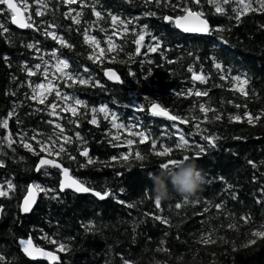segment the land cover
I'll use <instances>...</instances> for the list:
<instances>
[{"label":"trees","instance_id":"16d2710c","mask_svg":"<svg viewBox=\"0 0 264 264\" xmlns=\"http://www.w3.org/2000/svg\"><path fill=\"white\" fill-rule=\"evenodd\" d=\"M27 2L31 5L28 13L35 24L26 30L15 27L11 13L6 6L0 5L5 9L0 14V23L8 29L7 32L0 31V121L8 120L7 129L0 127V161H3L0 184L11 181L15 185L8 197H0V208L3 209L0 212V256L4 257L0 264H49L32 261L22 253L20 241L29 237L38 246L57 251L60 262L56 264H122L123 261L128 264H155L157 261L159 264H264V237L252 235L264 225V200L260 193L264 184V163H261L264 162V116L256 125H250L246 120L228 119L234 115L243 117L246 112L264 113V13L250 12L237 21L232 11L235 3L225 6L227 14L220 15L208 0H201L200 5L190 6L204 12L211 28L224 30L194 35L177 30L174 23L163 19L164 16L175 18L182 14L165 6L163 0L160 4L155 0L150 3L146 0H77L73 4L66 0H46L48 7L43 16L36 15L39 6L35 0ZM82 3L88 6L82 7ZM92 4L103 14V19L97 21ZM72 9L75 10L71 12L73 17L78 12L83 13L80 24L66 15ZM148 12L156 15H146ZM108 13L132 21L127 34L114 37L116 43L122 45V51H107V35L113 31ZM51 24L57 27H48ZM145 25V40L137 54L134 33L145 32ZM45 29L56 32L71 47L62 46L45 35ZM85 29L100 40L101 48L105 49L102 58L89 59L93 49L84 40ZM152 37L161 44L154 53L147 51L156 43ZM29 44H36L39 51L27 47ZM53 51L60 59L68 61L70 68L67 71L79 73L90 81L87 85L76 83L67 87L63 80H54L62 92L87 105V108L79 109L81 115L78 117L61 113L63 119L58 120L50 116L47 104L58 102L53 95L48 96L44 105L30 99L35 85L47 81L41 72L29 76L25 65L31 69L35 64H41L43 71L44 61H48L49 79H53L51 73L55 68L52 65L56 62L51 55ZM96 53H99L98 49ZM216 63L222 64L225 70H218ZM108 68H114L120 74L121 84L106 78ZM189 68L196 74L205 75L208 82L194 81ZM235 76L248 80L244 86L247 96L235 90V82L231 79ZM188 89L193 92L207 90L209 95L178 94ZM152 102L174 115L197 116L201 120L203 114L199 105L205 103L217 109L222 119L201 123L202 131L197 132L191 119L186 124H179L152 115L149 111ZM237 104L239 108L235 106ZM102 106H107L109 118L105 119L104 113L98 112L97 124L89 123L93 115L89 110ZM141 106L143 111L138 110ZM111 114L118 117L117 123H124L128 128L136 125L133 131L150 133L149 139L140 143L138 137L120 130L121 139L113 140L117 129L112 128ZM208 116L211 119L213 113L209 112ZM69 119H78L79 127L69 123ZM49 120L61 123L65 134L72 136L74 141L75 132L86 141L83 145L79 141L65 145L68 154L75 159L70 160L65 155L57 158L63 167L68 168L73 177L86 182L87 187L101 192L109 190L114 196L101 200L69 188L59 191L63 181L60 169L46 167L36 171L39 159L47 154L34 155L22 146L21 139L39 152V145L30 138L39 133L37 140L45 141L54 131ZM174 123L193 145L188 151L175 149L179 132L173 127ZM8 133L15 140L11 146L7 142ZM208 135L219 137L215 147L203 139ZM127 139L137 142L129 147L124 142ZM152 139L156 140L158 149L163 144L172 146L174 151L168 157L155 155L150 147ZM195 144L205 147V152L198 158H192L193 152L198 151ZM84 148L95 161L93 164H87L88 158L79 154ZM136 151L144 156L143 160L133 158ZM128 153L132 155L127 162L112 160L114 156L119 158ZM185 155L204 170L206 183L203 189L179 209L175 205L182 202L183 197L175 194L173 199L162 203V211L155 209L149 173H158L162 163L170 159L182 160ZM249 160L255 162L258 169L253 168ZM33 184L55 191L48 195L40 193L34 211L26 215L21 204ZM54 195L55 199L52 198ZM197 200L203 203H196ZM257 200L261 202L257 203ZM128 203L135 206L129 208ZM215 204H223V207L217 209ZM205 206L209 211L201 214ZM156 214L167 218L169 223L162 224L153 219ZM248 216L250 221L245 219ZM229 223L238 226L232 229L228 227ZM135 224L139 226L133 230ZM209 232L214 243L200 242V238ZM60 243L68 250L60 252ZM160 248L167 251H158Z\"/></svg>","mask_w":264,"mask_h":264},{"label":"snow or ice","instance_id":"6c2138e0","mask_svg":"<svg viewBox=\"0 0 264 264\" xmlns=\"http://www.w3.org/2000/svg\"><path fill=\"white\" fill-rule=\"evenodd\" d=\"M77 0H66V3L73 4L76 3ZM147 3L152 2V0H146ZM157 4H160L162 0H155ZM35 3L39 6L36 12L37 16H43L45 15V10L47 9L48 5L46 0H35ZM201 0H175V3L172 2V0H163V4L167 7H170L173 11H179L180 15L175 16H164L163 19L174 23L176 27L182 28L185 32H196V33H205V34H211L213 31H223L224 29H214L211 28L208 24V21L206 19H203L204 12L202 10H193V8L190 6V4L200 5ZM208 3L214 5L215 12L220 15H226L227 9L225 6L229 5L230 3H235L236 7L232 9L234 15V19L237 21H240L241 17L250 13V12H260L264 13V0H208ZM0 5L6 6V10L11 13V21L12 23L18 24L19 27L22 28H31L34 26L35 21L32 19L31 13H28V9L31 7V5L28 4L27 0H20L19 3L14 2V0H0ZM82 7L88 6L85 3H82ZM92 10L94 12V15L97 18V21L104 18L103 14L100 11H96L95 4L91 5ZM23 9L24 12L28 13L26 17H21V10ZM5 11L4 8H0V14H2ZM75 11L74 9L70 10L66 15L69 16L70 19L73 20L74 23L80 24V17L83 15L82 12H78L76 16H71V12ZM110 17L111 25L113 28V31L110 35H107V51L109 53L122 51L123 47L122 45H119L116 43V40L114 37H121L124 34H127L129 32L128 25L132 23V21H126L124 19H121L120 17L116 15H112L111 13L107 14ZM146 15L154 16L156 13L154 12H148ZM48 27L54 28L57 27L55 24H51ZM145 32L142 33H134L136 35V39L134 40V43L137 45V48L135 49L136 53H140V48L143 46V41L145 40V34L147 30V25L144 26ZM0 31L7 32L8 29L4 26V24L0 23ZM45 35L50 36L53 40H57L62 46H68L71 47V45H68L67 42L63 39V37H59L56 32L54 31H48L47 29L44 30ZM101 31H106L105 29H101ZM153 40L156 41L154 46H149L147 48L148 52H157L158 49L161 48V44L159 40L156 37H152ZM84 40L87 44H89L93 49V55L89 57V59L98 60L104 56L105 49L101 48L100 46V40L96 38V36L90 35L89 30L85 29L84 31ZM29 48H34L37 51H39L36 44H29L27 45ZM99 50V53H96V50ZM52 57L55 59V64L52 65V67L55 68V72L51 73V76L53 79H49V71H48V61H44L45 67L43 68V71H41V64H35L33 68H28L27 65H25V71L29 76H34L38 72H41V74L44 76L47 83H38L33 88V94L30 97L32 100L38 101L39 104L44 105L46 104L47 98L50 95H53L55 98V101L58 102H52L50 104H47V108L49 109V115L56 117L58 120L63 119L61 116V113H70L72 117H78L80 116L79 109L81 107L87 108V105L81 101L79 98L74 97L73 95H70L66 92H62L59 88L58 84H54V80H63L66 83L67 87H73L76 83H79L81 85H87L90 83L89 80L84 79L79 73H73L70 71H67L70 68V65L66 59H60L57 56V53L53 51L51 53ZM43 59V57H41ZM216 68L218 70H225L223 68V65L220 63H216ZM85 72L87 69L84 70ZM190 72H193L192 68H189ZM56 73H59V76L56 75ZM109 77V79H115L119 81V77L116 75L115 72H107L106 73ZM228 77H222V79H226ZM192 79L194 81H200L201 83L206 84L208 82V78L203 74H196L193 72ZM231 79L235 82V90L239 91L242 95L247 96L248 92L245 91V85H247L248 80L246 78L242 79L241 76H235L231 77ZM71 82L70 84L67 82ZM29 87H32L31 84H29ZM179 95H187L192 96L195 95L196 97H207L209 95L207 90L200 91L196 90L193 92L192 89H188L184 93H178ZM147 99V97H145ZM71 101V103H70ZM62 102V103H59ZM237 108L240 107L239 104L235 105ZM246 107V105H245ZM59 109V110H58ZM138 110L143 111V106H141ZM89 111H91L92 118L89 121L91 124H97L96 119V113L101 112L104 113V118H109V110L107 106H102L99 109L91 108ZM199 111L203 114V119L201 120L200 117L192 116V117H182L180 115H174L171 114L165 107H162L160 104H157L155 102H152L151 104V113L154 116H164L167 119L173 121V122H179V124H186L189 122V119L194 121V127L197 129V132H201L200 125L201 123H211L212 120H220L222 119L221 113L215 109L212 108L210 105H206L205 103H201L199 105ZM213 113L212 118L210 119L208 116V113ZM85 115L87 113H84ZM12 115V113H10ZM264 116V113L253 115L251 112H246L244 116L241 115H234L229 116L228 119L230 121H236V122H246L250 125H256L260 122L261 117ZM118 117L115 114H111V125L112 128L117 129L116 135L112 136L113 140H120V130H123L124 132H127L129 136H135L139 138L140 143H143L144 141H147L149 139L150 133H146L145 131L136 130L133 131L132 129L136 128V125H133L132 128H128L124 123H117ZM69 123L74 124L76 127H79V120H68ZM49 124L53 125L54 131L51 135L47 137L45 141L37 140V135H40L39 133L34 134L30 139L35 140L37 144L39 145V152L35 151L32 147V145L28 142H26L23 138L21 139V144L23 147L27 148L29 151L33 152L34 155L39 156L41 152L46 153L47 157H54V158H46L42 157L39 159L38 166L36 168V171H41V169L46 167H53L60 169L62 171L64 180L60 183L59 191H62L67 188L74 189L76 192H92L93 195L98 197L101 200L106 199L109 196H114L115 194L109 190H103L101 191H95L93 188L86 187L85 183L78 179H75L70 175L69 169L63 167L62 162H58L59 157L62 155L68 156V159L74 160L75 157L68 154L67 149L65 147L66 144H71L75 141H79L81 145L85 144L86 141L84 138L80 135L79 132H75V141L73 140L72 136H68L65 134V128L61 123H58L54 120H49ZM0 127H3L5 129L8 128V120L4 119L3 121H0ZM173 127L177 128L179 135H178V141L175 144V149L182 150V151H188L193 145L189 144V140L185 138V135L182 131H179L178 125L176 123L173 124ZM206 131V130H204ZM111 135V133H109ZM55 137V139H53ZM203 139L207 141L212 147H215L216 141L219 139V137L215 135H208L203 136ZM7 142L9 146H11L13 143H15V140L12 138L11 133H8L7 135ZM129 147L136 143L137 141H134L132 139H127L124 141ZM150 147L152 148L155 155L160 157H168L172 154L174 151L173 147L170 145H161L159 149L157 148V142L155 139L151 140ZM194 148L198 151L193 152L192 158H198L200 155H202L205 152V147L195 144ZM80 155L87 157V164H93L95 161L93 158L89 157L87 148H84L82 151L79 152ZM132 155L131 153L121 155L119 158L114 156L112 157L113 161L120 160L127 162L129 159V156ZM134 159L136 160H143L144 156L139 152L136 151L134 154ZM182 159H189V156L185 155ZM176 162L175 159L167 160L166 162L162 163L160 167H168L171 165H174ZM248 163L252 165L253 168H257L258 166L255 162L249 160ZM264 163V162H261ZM3 166V161H0V167ZM220 179H223L222 177ZM253 179H256V176H253ZM229 189L232 188V185L227 186ZM15 185L11 181H6L5 184H0V197H8L9 193L14 191ZM55 190L45 188L39 184H33L29 187L27 196L24 199L23 202V208L22 210L24 212L31 211L32 205L35 204L37 196L39 193H44L45 195H48L49 192H53ZM260 193L262 194L261 200H264V184L260 187ZM53 199L56 198L54 195L52 197ZM235 194L233 193V199H235ZM120 203H125L124 201H119ZM190 201L186 198H182V202L176 203V208H181L182 204L187 205ZM260 200H257V203H260ZM196 203H203L199 200L196 201ZM135 205L128 203L127 207L132 208ZM154 207L157 210L162 211V203H160L157 200H154ZM215 208L221 209L223 207V204H215ZM3 209L0 208V212H2ZM209 211V207L205 206L201 210V214ZM148 215V214H145ZM155 220L160 221L162 224H168L169 221L167 218L162 217L158 214L153 215L152 217ZM246 220H251V217L248 216L245 218ZM143 221H140L142 223ZM138 224L133 225V230H135L136 227H138ZM236 223H229L228 227L232 229L237 228ZM87 227V226H86ZM223 227V225H221ZM262 230L256 231L252 235L254 236H260L264 237V225L259 226ZM47 239V237H45ZM51 243H56L55 240H51ZM200 242L204 244L214 243L212 239V234L209 232L207 236H202L200 238ZM21 245H23V251L30 257L35 258L37 255L45 257L51 261H59L60 257L57 255H54L52 252L44 251L42 248L34 247L33 246V240L29 237L26 240L20 241ZM163 244V241H161ZM58 249L60 252L67 251V247L64 243H60L58 245ZM158 251H167L164 248L157 249ZM4 257L0 256V261H3ZM122 264H128V261H123Z\"/></svg>","mask_w":264,"mask_h":264},{"label":"clouds","instance_id":"9594fccd","mask_svg":"<svg viewBox=\"0 0 264 264\" xmlns=\"http://www.w3.org/2000/svg\"><path fill=\"white\" fill-rule=\"evenodd\" d=\"M148 178L152 181L153 198L160 203L173 199L174 194L189 200L206 183V174L194 159L176 160L174 165L161 167L158 173H149Z\"/></svg>","mask_w":264,"mask_h":264},{"label":"water","instance_id":"95a60500","mask_svg":"<svg viewBox=\"0 0 264 264\" xmlns=\"http://www.w3.org/2000/svg\"><path fill=\"white\" fill-rule=\"evenodd\" d=\"M14 2H16V3H18V1L17 0H14ZM195 11V10H194ZM27 16V14H26V12H24L23 11V9L21 10V17L20 18H23V17H26ZM203 19H206L204 16L202 17ZM207 20V19H206ZM208 21V20H207ZM15 27H17L18 29H21V30H26L27 28H22V27H19V25L18 24H15V23H12ZM208 24H209V21H208ZM209 26H210V24H209ZM175 27H176V25H175ZM176 29L177 30H179V31H181V32H184V33H187V34H194V35H206L205 33H196V32H185V31H183V29L182 28H179V27H176ZM109 71H111V72H115L116 73V75L120 78L119 79V81H117V80H115V79H109V77H108V75L106 74V78L110 81V82H112V83H114V84H121L122 83V78H121V76H120V74L114 69V68H108L107 70H106V73L107 72H109ZM158 104V103H157ZM168 110V109H167ZM149 111H150V113H151V107L149 108ZM169 111V110H168ZM170 112V111H169ZM171 113V112H170ZM152 114V113H151ZM172 114V113H171ZM164 117V116H163ZM166 118V117H165ZM46 158H49V157H46ZM59 162V161H58ZM71 175V174H70ZM72 176V175H71ZM73 177V176H72ZM75 178V177H74ZM62 179L64 180V177H63V174H62ZM75 179H77V178H75ZM86 186V185H85ZM87 187V186H86ZM69 189H71V188H69ZM71 190H73V191H75L74 189H71ZM96 191V190H95ZM76 192V191H75ZM28 193V192H27ZM78 194H83V195H87V194H90V195H93V193L92 192H77ZM39 195H40V193L38 194V196H37V199H36V202H35V204H33L32 205V208H31V211H29V212H24L23 210H22V208H23V202H24V199H23V201H22V204H21V210H22V212L24 213V214H26V215H29V214H31L33 211H34V209H35V207H36V205H37V202H38V199H39ZM26 196H27V194H26ZM25 196V197H26ZM95 196V195H94ZM96 197V196H95ZM98 198V197H97ZM32 239V238H31ZM22 240H26V239H22ZM33 240V239H32ZM33 246L34 247H38V248H42V249H44V251H48V252H52L54 255H57V256H59L60 257V255H59V253L57 252V251H53V250H49V249H46V248H43V247H40V246H38L36 243H35V241L33 240ZM20 247H21V251H22V253L28 258V259H30V260H32V261H42V262H46V263H49V264H56V263H59L60 262V259H59V261H51V260H49V259H47V258H45V257H42V256H39V255H37L35 258H33V257H30V256H28L24 251H23V245H21V243H20Z\"/></svg>","mask_w":264,"mask_h":264}]
</instances>
